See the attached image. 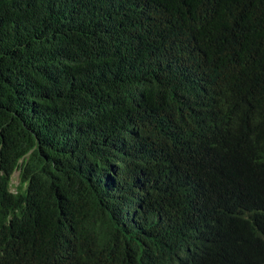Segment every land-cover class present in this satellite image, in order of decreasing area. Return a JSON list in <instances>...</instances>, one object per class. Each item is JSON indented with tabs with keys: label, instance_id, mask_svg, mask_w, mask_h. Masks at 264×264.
Here are the masks:
<instances>
[{
	"label": "trees",
	"instance_id": "16d2710c",
	"mask_svg": "<svg viewBox=\"0 0 264 264\" xmlns=\"http://www.w3.org/2000/svg\"><path fill=\"white\" fill-rule=\"evenodd\" d=\"M0 264H264V0H0Z\"/></svg>",
	"mask_w": 264,
	"mask_h": 264
},
{
	"label": "rangeland",
	"instance_id": "374dc122",
	"mask_svg": "<svg viewBox=\"0 0 264 264\" xmlns=\"http://www.w3.org/2000/svg\"><path fill=\"white\" fill-rule=\"evenodd\" d=\"M18 184V172L16 171L13 175H12V191H14V187L15 185Z\"/></svg>",
	"mask_w": 264,
	"mask_h": 264
}]
</instances>
